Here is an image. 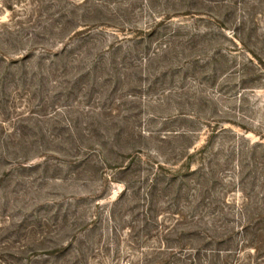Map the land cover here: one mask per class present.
<instances>
[{"label":"rangeland","instance_id":"1","mask_svg":"<svg viewBox=\"0 0 264 264\" xmlns=\"http://www.w3.org/2000/svg\"><path fill=\"white\" fill-rule=\"evenodd\" d=\"M61 24L69 32L37 40L35 55L70 45L66 60L47 70L34 57L27 69L34 34ZM179 24L201 46L177 50V37L172 52H155ZM175 131L185 136L162 139ZM258 144L264 0H0V264H163L172 251L171 264L183 262L201 243L191 225L202 178L189 177L172 209L160 194L146 223L140 199L122 195L144 189L164 161L214 171L205 226L234 232L227 264H264L242 241L237 211L264 196ZM212 226L200 227L213 238Z\"/></svg>","mask_w":264,"mask_h":264},{"label":"trees","instance_id":"2","mask_svg":"<svg viewBox=\"0 0 264 264\" xmlns=\"http://www.w3.org/2000/svg\"><path fill=\"white\" fill-rule=\"evenodd\" d=\"M187 14V13H186ZM233 14V13H232ZM170 19V17H169ZM236 26V25H235ZM158 27H161V25L156 24V26L151 28V33L150 34H155L156 31L158 30ZM186 26H181L180 24L175 27L174 29H172L168 35V39L165 41L167 43H163V45L161 44L159 49H156L155 52H163V54L165 53H170L173 50V47H169V43L172 41L174 43V39H176L178 37V48L177 50H181L184 51L185 49L191 48V47H200L201 44L200 42L196 39V37H199V33L197 32H189L187 30H184ZM55 28H57V32H54L53 30L51 31L48 27L44 29V32H41L39 34H34V38L33 39V45H29V49L26 55H24V58H30V62L27 64V69H32L31 68V64L34 63L35 60L32 61V59L34 57H37V63L39 65V67H41V69H43V67L45 69L48 70L49 68H52L53 65L57 62H52L54 60L59 61L58 59H64L66 60V57H64V53H66V47H70V45H65V48H62L61 50H57L55 52L53 51H49L46 49H43V47H41L40 51V56H36V49H35V45L34 44H38L37 40L39 39H44V37L48 36L50 38H63V35H65L69 32L70 29H66V25L61 24L59 27L56 26ZM219 28L221 29V31H224L226 29H229L228 26L226 25V23H221L219 24ZM237 29V30H236ZM236 29H233L234 33L236 34L237 31L241 32V24L239 27H237ZM74 31V29H73ZM220 31V32H221ZM71 32V31H70ZM78 32V31H76ZM76 32H74L72 35H74ZM185 32V33H183ZM71 35V36H72ZM44 36V37H43ZM209 36L208 34H204V37ZM236 36V35H235ZM238 36V35H237ZM182 38H185L182 40ZM238 38V37H237ZM68 39H72V38H68ZM74 39V38H73ZM240 39V37H239ZM59 41V40H57ZM60 42H62V40H60ZM186 42V43H185ZM206 43V41H204ZM233 43V40H232ZM204 44V43H203ZM202 44V45H203ZM73 44H71L72 46ZM172 48V49H171ZM65 49V50H64ZM176 50V52H177ZM50 55V57L55 58V59H51L50 58H45L44 55L46 54ZM223 51H220V54L222 57L224 56V53H222ZM158 53H155V55ZM219 54V53H216ZM48 61H51L48 63ZM263 62V61H262ZM14 63V62H13ZM25 67V65L23 66ZM93 69H96V63H93L92 66ZM32 75L33 71H32ZM240 126V125H238ZM176 132V131H175ZM170 136H164L162 137V139H171V141H175L178 140L179 138H182L185 136V133H179L176 132L174 134H172L171 132H169ZM184 135V136H183ZM258 146L264 148V144H258ZM161 150V149H160ZM202 151V149L200 150ZM154 154L158 155V150H154L153 151ZM159 153L162 154V151H159ZM162 156V155H161ZM189 157H191L189 155ZM165 162V161H164ZM164 162H161L162 164H164ZM157 164V162H156ZM160 163H158L156 165V169L153 172V170L151 171L150 169L149 171V177L147 178L146 182H145V187L144 189H141V191H139V188L137 190L134 191V187H133V191L132 194H128L130 187L126 188V192H122L123 197L125 198H132L133 205H139V199L140 202H142V205H140L142 207V215L143 218L142 220L145 221V223L147 222V215L149 212H153L156 211L157 212V206H160L158 204L157 201L158 200V196L161 194L163 195V193H167L166 196H168V207L167 208H173V206L171 205V201H177L182 197L183 193H182V189L185 187H188L189 182H191V176H197L198 178H202L203 182H197V188H192L194 191H196V198L198 197V200L196 204V209L199 210L197 211L198 213L195 214L194 216L197 217H193L194 219H196L193 225H191L194 228H197L198 230H196V232H194L193 234L195 236L198 237V239L201 241V243H198V246L195 247V249H193V253H189L186 257L185 260H183V262L180 261V258L177 259V257L175 258L176 262H174L175 264H227V257L230 255V253H232L233 251H236V249H234V246L236 245L237 241L235 240L236 238L234 237V232L232 230L230 231H223L222 233H220L219 230H221L220 226L217 225H211L210 226H205V224L207 222H205L203 219L206 218L205 216V211L204 212H200L202 209H206V207H209V203H206L204 201V198H206V194L209 193V190L206 184L208 182V174L213 175L214 171H208V169L206 167H200V168H195L192 169V165L191 162L186 164V171L185 172H181L178 170H174V169H166L163 167V165H159ZM175 164V163H174ZM173 165V163H172ZM126 167H122V170L125 169ZM153 169V166H152ZM159 170V171H158ZM162 171V173L160 172ZM152 175V176H151ZM196 177V180H198ZM132 189V187H131ZM125 190V189H124ZM141 192V195L139 194ZM140 196V198H139ZM170 201V202H169ZM180 201V200H179ZM177 202H173V203H177ZM114 204V203H113ZM227 204V203H226ZM112 205V204H111ZM240 206V205H239ZM112 207L114 208V206L112 205ZM238 207V206H237ZM242 207H238L239 209L237 211H239V213H241V218H243L242 224L240 226V233L243 236L242 241L246 242L249 245H246L247 248L252 249V251L257 255V259H261L264 258V196L263 198H261V200H258L256 198L255 201L253 200H249L243 202ZM213 209V208H212ZM175 210V209H174ZM178 209L176 208V211L172 212L171 214H176V215H180V211H177ZM222 212V209H220ZM112 213H110L109 215V219H112ZM181 217L182 213H181ZM201 225H203L204 227H211V230L214 232L215 236H213V238L208 235L206 233V230H203L202 227H200ZM172 226H167L164 227V234L163 236H169L172 232L171 229ZM177 229V228H175ZM209 230V229H207ZM192 234V233H191ZM145 237H147L145 235ZM213 239L216 243V247L215 248H208L205 247L207 245V243H203V242H207L206 240H211ZM162 242V241H161ZM210 242H208V246ZM227 244L226 248H223V245ZM168 249H171L172 247H168ZM168 251V250H167ZM175 252H168L167 257L165 259H163V264H171L172 260H169V256L173 255ZM173 257V256H172Z\"/></svg>","mask_w":264,"mask_h":264}]
</instances>
